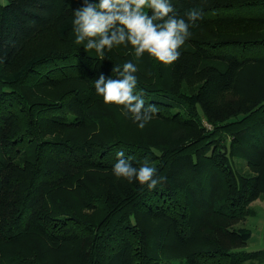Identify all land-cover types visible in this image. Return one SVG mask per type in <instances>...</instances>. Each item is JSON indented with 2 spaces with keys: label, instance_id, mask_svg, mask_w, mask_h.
Masks as SVG:
<instances>
[{
  "label": "trees",
  "instance_id": "obj_1",
  "mask_svg": "<svg viewBox=\"0 0 264 264\" xmlns=\"http://www.w3.org/2000/svg\"><path fill=\"white\" fill-rule=\"evenodd\" d=\"M82 3L0 0V264H264L236 227L264 195V0H175L198 18L171 64L84 49ZM127 60L157 106L143 128L91 83ZM120 150L160 183L117 177Z\"/></svg>",
  "mask_w": 264,
  "mask_h": 264
},
{
  "label": "clouds",
  "instance_id": "obj_2",
  "mask_svg": "<svg viewBox=\"0 0 264 264\" xmlns=\"http://www.w3.org/2000/svg\"><path fill=\"white\" fill-rule=\"evenodd\" d=\"M73 14L75 42L83 43L86 50L94 49L102 61L114 47L131 45L137 60L147 53L164 64L180 57L179 49L191 35L189 23L198 18L195 11H189L187 19L177 16L175 0H83ZM136 72L137 64L127 60L122 67H113L115 76L100 74L91 83L105 103L123 106L124 114H131L138 127L143 128L157 112V106L146 104L144 90L137 88ZM116 155L112 171L117 177L136 181L148 189L160 183L162 178L147 159L134 166L133 158L123 150Z\"/></svg>",
  "mask_w": 264,
  "mask_h": 264
},
{
  "label": "rangeland",
  "instance_id": "obj_3",
  "mask_svg": "<svg viewBox=\"0 0 264 264\" xmlns=\"http://www.w3.org/2000/svg\"><path fill=\"white\" fill-rule=\"evenodd\" d=\"M2 1L4 2L5 0ZM53 38V34L46 33L37 40L31 42L26 48L24 52L25 55L22 56V60H27L28 58L33 57L36 54L48 49L49 46H51L50 44L52 43ZM239 163H242L244 172L250 173V171L247 170L243 160H240ZM249 211H251V213L245 216L242 222L236 227L240 230L245 229L251 232L252 239L249 242L248 246L245 248V251L253 252L264 249V195L260 196L257 200L249 205ZM182 249L183 248H181L179 252H176L178 253L176 254V259H184L183 255H179ZM170 253L174 254L173 250H171ZM178 261L179 260H175L173 264L177 263Z\"/></svg>",
  "mask_w": 264,
  "mask_h": 264
}]
</instances>
